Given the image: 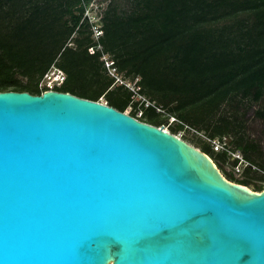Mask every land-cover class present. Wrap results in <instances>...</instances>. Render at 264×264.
Listing matches in <instances>:
<instances>
[{
    "label": "water",
    "instance_id": "obj_1",
    "mask_svg": "<svg viewBox=\"0 0 264 264\" xmlns=\"http://www.w3.org/2000/svg\"><path fill=\"white\" fill-rule=\"evenodd\" d=\"M0 264H264V187L104 101L1 90Z\"/></svg>",
    "mask_w": 264,
    "mask_h": 264
},
{
    "label": "trees",
    "instance_id": "obj_2",
    "mask_svg": "<svg viewBox=\"0 0 264 264\" xmlns=\"http://www.w3.org/2000/svg\"><path fill=\"white\" fill-rule=\"evenodd\" d=\"M90 1L0 0V91L42 93L39 80L56 61L67 73L56 90L93 100L105 95L109 105L122 111L132 105L131 115L157 126L175 116L180 121L168 125L173 133L190 128L210 137L231 134L232 150L242 152L246 173L260 174L255 189L262 190L264 148L246 136V128L250 106L264 100V0L106 3L104 50L125 76H140L141 92L165 115L134 101L132 91L108 74L101 51H89L96 43L83 19ZM253 111L264 118V108ZM199 142L210 156L238 164L239 158Z\"/></svg>",
    "mask_w": 264,
    "mask_h": 264
},
{
    "label": "built area",
    "instance_id": "obj_3",
    "mask_svg": "<svg viewBox=\"0 0 264 264\" xmlns=\"http://www.w3.org/2000/svg\"><path fill=\"white\" fill-rule=\"evenodd\" d=\"M88 4V3H87ZM85 7L83 13V19H87L91 24V29L93 31V38L95 40V44H92L89 47V51L94 53L96 51H101V59L104 61L106 70L108 74L114 77L116 85H124L130 91H132V97L134 101H138L140 104L144 103L146 106L152 104L156 106L157 110L160 112H165V109L161 106H157L155 102L151 101L150 98L147 97L146 94L141 92V86L139 84L140 76L136 77H127L125 74L120 72L116 65L113 56L111 53L104 50L102 43L100 42L101 36L104 34V30L100 26L102 11L105 7V2L96 1L93 6L90 8L89 6ZM67 79L66 71L61 68L56 61H54L51 66L44 72L39 80V87L42 92L49 89H56L57 87L62 86ZM107 103V101H106ZM132 106V105H130ZM141 114V113H140ZM172 122L180 121L175 116H171ZM165 129H169L168 125L164 126ZM208 142L212 145L214 150L216 151H225L228 154L237 158L236 152L229 147L227 142L226 135L223 136H205ZM240 161H245L244 158H240ZM247 163V162H246Z\"/></svg>",
    "mask_w": 264,
    "mask_h": 264
},
{
    "label": "rangeland",
    "instance_id": "obj_4",
    "mask_svg": "<svg viewBox=\"0 0 264 264\" xmlns=\"http://www.w3.org/2000/svg\"><path fill=\"white\" fill-rule=\"evenodd\" d=\"M96 1H99V0H91L87 6H89L90 8L93 6V4L95 3L96 4ZM109 0H105V4L108 2ZM76 32H74L72 35H71V38L76 36ZM92 36H93V31H92ZM69 44H73V42L71 41V39H69ZM24 80H26V77L24 78ZM100 101H104L106 102V96L105 95H102L100 98H99ZM250 104L251 101H248ZM264 108V100L258 102V103H254L253 106H250V117L249 119L247 120V134L246 136H248L249 138H253L255 139L259 144L262 145V147L264 148V118H261V117H258V116H255L254 114V111L255 109H258V108ZM132 110V106H128L126 108V112H130ZM142 111L139 110V114L141 113ZM165 114V112H163ZM170 123L174 124V122H172V118H170V121L168 124H163L164 126L165 125H169ZM169 129H170V126H169ZM177 135H179L180 137L184 138L185 140H187L189 143L195 145L196 147L200 148L202 150V146L199 142L200 139H203L205 140L206 142L208 141L206 139L205 136H207L206 134H204V132H198L196 133V131L194 129H190V128H185V129H181L179 130L177 133ZM227 137V142H228V145L230 148H232V135L231 134H227L226 135ZM217 152H220V151H217ZM236 155H237V158H239V162L238 164L234 165L230 159H227L226 161H223L222 159H218V158H215V156H211L214 161L216 162V164L218 165V167L220 168V170L222 171V173L230 180H232L231 178H236V179H248V186L250 187H254L255 188V184L256 183H260L262 182L261 180V176L260 174H257V173H246L245 172V167L248 163H246L245 161H240L241 157H243V154L240 150H236ZM233 158H236V157H232ZM253 169H257L256 166H253L252 167Z\"/></svg>",
    "mask_w": 264,
    "mask_h": 264
},
{
    "label": "bare ground",
    "instance_id": "obj_5",
    "mask_svg": "<svg viewBox=\"0 0 264 264\" xmlns=\"http://www.w3.org/2000/svg\"><path fill=\"white\" fill-rule=\"evenodd\" d=\"M209 155V154H208ZM210 156V155H209ZM211 157V156H210ZM212 158V157H211ZM213 159V158H212ZM214 160V159H213Z\"/></svg>",
    "mask_w": 264,
    "mask_h": 264
}]
</instances>
